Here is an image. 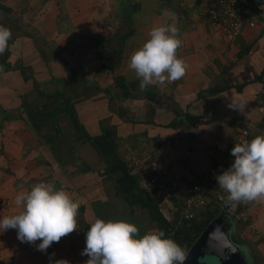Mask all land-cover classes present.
I'll return each instance as SVG.
<instances>
[{
	"label": "crops",
	"instance_id": "crops-1",
	"mask_svg": "<svg viewBox=\"0 0 264 264\" xmlns=\"http://www.w3.org/2000/svg\"><path fill=\"white\" fill-rule=\"evenodd\" d=\"M172 1H176L175 11L168 7ZM120 5H124V9ZM213 5L214 0H0V17L4 13L11 15L15 25L12 30L17 36L15 43L22 45L21 50L10 48L14 53L7 59L16 58V52L27 56L29 61L34 60V66L41 68L39 72L44 69L45 74L51 71L54 76H70L69 87H77L74 79L77 75L89 76V80H85L84 93H91L81 99L79 106L83 109L82 124L98 148L79 141L77 149L89 145L93 151L80 150L83 157H77L74 151L63 154L54 146L62 139L59 135L51 143V151L44 140L49 130L37 135L41 129L39 125L44 127L47 121L50 124L49 119L33 122L32 127L29 125L31 119L26 118L3 123L0 128V142H3L0 219L20 211L14 204L18 191L40 182H50L57 189H64L80 207L77 231L53 243L44 253L36 250L41 241L21 243L16 230L2 232L0 229V264H55L61 259L69 264H86L88 257L81 255L85 236L79 228H89L96 218L133 223L141 236L156 229L147 211L135 206L150 223L146 231L148 224H141L140 217L135 216L136 209H130L113 187L116 184L124 193L132 188L135 174L129 168L126 171L124 152H134L136 147L137 151L143 150L144 157L150 161L156 160L159 168L179 182L175 195L179 199L193 175L207 169L240 128L248 121L262 120L264 113L259 101L264 99V10L253 26H245L240 35L231 39L219 27L207 23L206 12ZM119 14L125 16L130 26L128 31L135 27L129 34L134 35L137 42L133 51L149 39L153 27L175 24L182 40L177 56L188 65L186 75L166 85L149 86L144 91L139 85L134 86L130 96L119 100L122 91L114 88L110 74L114 68L112 60L117 67L125 61L123 51L128 36L120 37L119 42L104 43V46L97 41L111 37L97 34L98 29L94 31L107 19L111 21L105 25L118 28L120 25H116L114 19L123 18ZM173 15L176 20L172 19ZM26 29L31 34L26 35ZM47 50H50L49 57ZM109 52L113 54L111 58ZM129 58L123 62L127 69L121 76L126 82L139 81L128 67ZM56 60L65 61L59 64ZM66 62H70L68 69ZM219 88L223 89L213 92ZM13 91L10 99L15 100L17 94ZM241 100L247 104L242 112L229 107L230 103L235 107ZM94 154L104 164L103 168L93 170L90 167L85 173L81 169H71L65 159L73 156L89 164ZM116 154L121 156L119 162L115 160ZM105 159L111 160L109 166ZM106 167L108 172L116 173H110L112 180L104 175ZM1 169L6 176L1 177ZM146 191L167 217L174 208L173 197L153 187ZM241 204L245 207L243 212L264 236V203ZM244 229L250 231L246 226Z\"/></svg>",
	"mask_w": 264,
	"mask_h": 264
},
{
	"label": "clouds",
	"instance_id": "clouds-1",
	"mask_svg": "<svg viewBox=\"0 0 264 264\" xmlns=\"http://www.w3.org/2000/svg\"><path fill=\"white\" fill-rule=\"evenodd\" d=\"M172 19L177 18L173 15ZM179 35L180 29L175 24L153 27L149 39L132 52L128 67L139 80L141 91L178 81L186 75L188 65L177 56L182 46ZM11 39V30L0 25V56L8 49ZM229 107L242 112L247 104L241 100L235 107L231 103ZM230 155L234 157L231 166L215 177L219 188L226 193L221 197L224 206L235 210L241 203H264V135L234 144ZM14 204L20 211L0 219V229L16 230L21 243L41 241L36 250L42 253L78 229L79 203L50 182L22 188ZM164 236L160 229L141 236L131 223L96 218L85 234L81 255L88 257L86 264H184L187 250ZM55 264L69 262L61 259Z\"/></svg>",
	"mask_w": 264,
	"mask_h": 264
},
{
	"label": "rangeland",
	"instance_id": "rangeland-1",
	"mask_svg": "<svg viewBox=\"0 0 264 264\" xmlns=\"http://www.w3.org/2000/svg\"><path fill=\"white\" fill-rule=\"evenodd\" d=\"M123 4L125 5V3H123ZM124 5L123 6L120 5L119 7L124 9ZM127 5H129V7H131L130 3ZM131 9H132V7H131ZM140 12H143L142 8L140 9ZM119 16H122V15L119 14ZM122 17L124 19L123 18H119L118 20H117V18L114 19L116 25H120L118 28L115 29V27H111L110 24H109V26L105 25V22H107L109 20L111 21V19H107V20H104V25L102 27L101 26L95 27L94 31H96V29H98L96 31L97 34L102 33L104 37H113L114 35L117 34V39H119V41H120V37L122 39V36H123L122 34L125 35V33L128 32V28H130L129 24L126 23L125 16L123 15ZM121 19H123V20H121ZM122 21H124V22H122ZM0 25H3L5 27L9 28L12 32V39L9 41V47L6 50V52L2 56H0V63L10 62V63H13V65H16L18 63H22L23 65H32L31 68L27 69L25 72L28 75L35 78L36 81L38 82L39 86L45 92L46 91L47 92H53L56 87H57L56 89H58V86H60L59 89L63 90L65 92V94L68 97H70L71 100L73 101L76 113H77V115H79V121L82 123L81 119H84L83 118V109L81 106H79V104L81 105V101H82L81 99H84L85 97H87L89 95V93H91V92H88V93L85 92L84 93V90H86L85 86L87 84L85 82V80H89V76L88 75H86V76L85 75L84 76L77 75L76 77H74L75 83L77 84V87H75V86L69 87L68 81L70 79V76H68L67 74H69L70 71L66 73L67 77L62 76V74H60V73H58V74H60L61 76L56 75L57 76L56 77V76H54V74L52 75L51 71H49L47 74H45L46 71H44V69L41 70V72H39V70L41 68L38 69L39 68L38 66H34L36 64V63H33L34 60L29 61L27 59V56L24 57V55L22 56V54L17 53V52H16V58H12V60L7 59L14 53L12 51H15L16 48L18 50H21L22 45L20 43L19 44L15 43V41L17 40L16 39L17 36H14L16 32L14 30H12L13 25H14V21L12 20L11 15L8 16L6 13H4V16L2 15V17H0ZM14 27H15V25H14ZM134 28H132V29H134ZM25 32H26V35L31 34L30 30H28V29H26ZM26 38L29 39L30 37L26 36ZM13 40H14V42H13ZM125 42H126L127 46H125V49L123 51V55H124L125 61H126V60H128V57L130 56L129 54L133 51L132 49L134 48V46L137 45V42L134 39V35H129L125 39ZM48 46H50V45H48ZM10 48L12 51H10ZM45 49H48V48L45 47ZM115 49H117V45L115 46ZM50 50H47L46 54H48V51H50ZM108 54H109L110 58L113 56L112 52H109ZM49 56L50 55L48 54V57ZM42 58H44V57H42ZM56 61L59 64H62V63H64L65 60L64 61L56 60ZM125 61H123V62H125ZM48 62H50V61H48ZM123 62H120V66L117 67L116 61L112 60V66L114 67L113 68V74L114 75L110 74L111 80H113L114 76L121 75L122 72L127 69L125 63H123ZM66 63H68V62H66ZM69 65H70V62L66 66L67 69H68ZM51 76H54L55 78L58 79L57 80L59 82L58 86L56 84H54L55 83L54 79L51 80V78H50ZM51 81H53V83H51ZM112 84L114 85V83H112ZM21 86H22L21 85V78H20V75L18 72H4L0 68V109L7 110L8 112H14L16 114L21 113L20 109L13 108L11 106V104L9 103V102H11V103L14 102L13 98L10 99V95H11V91L16 89L17 93H21V95L24 96V103L26 106L27 115L23 114V116H24V118L31 119L30 124L28 123L30 126H31V123H33V122H34L33 124L38 123V121L40 119H49L50 121L57 123L52 128L49 124V121H47V123H45V126L48 128H46L45 126L42 127L41 125H39V127H41V129H39V131L37 133L38 136L43 135L41 133H46L48 130H49L50 134H53L54 132H58L61 135L62 139L59 140V142H57L54 146L56 147V149L58 151H61L63 154H65V152H68V151L70 154L71 151H74V153L76 154L77 157H83L84 156L83 153H82V155L79 153L80 150L82 152H86L85 149L92 150L89 145H85L84 146L85 148H82V149L80 148V150L76 148V145L78 144L76 142H79V141L75 140V136L81 137V135L75 134V131L73 130V128L71 127V124L69 123L68 115H67L66 111L62 107L58 106L57 101L46 102L45 99L38 97L36 91L31 86L30 81L25 83V85H24L25 88H23ZM93 89H95V87H93ZM16 92L14 94H17ZM93 93H95V92H93ZM82 94H83V97H82ZM119 100L122 101L123 100L122 97H120ZM16 102H18V100H16ZM8 103H9V105H7ZM15 107H16V105H15ZM32 120H34V121H32ZM71 142H74V143H71ZM69 143H71V144L69 145ZM2 144H3V142L1 141L0 142V153H2V146H3ZM129 150H132V149H129ZM132 153H133V150L131 152H129L128 154H126L124 152L123 157H125V159H126V160L124 159V162L126 161L127 165L129 162L128 159L130 157V154H132ZM91 157H92V161L90 160L89 164L86 163L85 160H82V161L79 160L78 161L75 158H73V156L69 157V158L65 157V159L69 163V167L71 169H73L74 171H76L77 169H81L82 167H84V165H88L89 167H92L93 170L102 169L104 164L100 162L99 158L95 154L92 155ZM143 159L146 162H155L157 165H159L156 160L150 161V159L148 157L147 158L143 157ZM1 172H2L1 177L7 175L5 172L2 171V169H1ZM110 173L113 175H116V173L113 172V170L110 171ZM130 209H132V210L136 209L135 210L136 211L135 216L140 217V222L143 225V223L146 222L145 221L146 216H144V214L141 212V210L139 208L133 207ZM141 218H143L144 220H142ZM147 222H148V220H147ZM147 222H146V224H148V225L145 226L146 231H148L150 229V223L149 222L147 223ZM131 224H133V223H131ZM255 227L256 228H254L253 232H252V230L246 231V229H242V227H241L240 229L238 228V230H236L237 235L235 232H233V234H235L236 237L239 239L238 241H239V244L241 245V246L240 245L239 246L244 251L245 255L247 256V258L250 262V264L251 263L252 264H264V236H263V231L262 230L258 231L257 226H255ZM231 234H232V232H231ZM198 260L204 261V262H206V264H216V261L214 260V258H209V256H207V255L206 256H201V255L198 256Z\"/></svg>",
	"mask_w": 264,
	"mask_h": 264
},
{
	"label": "trees",
	"instance_id": "trees-1",
	"mask_svg": "<svg viewBox=\"0 0 264 264\" xmlns=\"http://www.w3.org/2000/svg\"><path fill=\"white\" fill-rule=\"evenodd\" d=\"M131 33H132V29H130L128 31V33L123 35V38H125L126 36H129V34H131ZM116 41H119V39H117V34L114 35L113 37H111L110 39H100L99 41H97V43H98V45L102 43V45L105 46L104 43L110 44L112 42L115 43ZM0 66H2L1 69L4 72H18L20 75V78H21V85H25V83L30 81V84L33 87V89L36 91L37 96L45 99L46 102L57 101L58 106L62 107L66 111V113L68 115L69 123L71 124V127L75 131V134L81 135V137L75 136V140L80 141L81 143H88L92 147H94L96 150H98V148L94 144V141L92 140L91 136L86 132L83 124L79 121V118H78V115L76 113L73 101L71 100L70 97H68L65 94V92L63 90L59 89L60 86H58L59 82L57 81L58 80L57 78H55L54 76L50 77L51 80H53V79L55 80L54 84H56L58 86V89H56L57 88L56 87L53 92H47V91L45 92L39 86L36 79L33 78L32 76L28 75L25 72L27 69H30L32 65H23L22 63H18L16 65H13V63H10V62H2V63H0ZM51 83H53V81H51ZM113 83H114V85H113L114 88L122 91V99L130 96V89L133 88L134 86L139 85V81L126 82L125 77H123L121 75L114 76ZM222 89L223 88H219L213 92H219ZM14 92H16L15 89H14ZM16 100H18V102H16ZM15 105H16V107H15ZM11 106L13 108L20 109L21 113L16 114L14 112H8L7 110L0 109V128L3 126V123L5 121H11V120H16V119H25L23 114L27 115V112H26L27 110H26V106L24 103V96L21 95V93L20 94L17 93V97ZM26 119H28V118H26ZM193 120H195V118H193ZM56 124H57L56 122H51L50 123L51 128L54 127ZM254 124H255V129H254V132L250 135L251 140L253 138H255V136H257V135H264V116L260 122H255ZM238 131L234 134V138L228 144V146L224 149V151L221 155H223L225 153V151L229 148L231 143L235 140V138L238 134ZM59 135L60 134L58 132H54L53 134H48V136H46V138L44 139L45 143L47 144V146L49 147V149L51 151H53L52 147H51V143H53ZM114 148H116V145H114ZM133 149L135 151H137L136 147H134ZM114 151H115V149H114ZM138 151H139V149H138ZM142 151L140 150L139 152L141 154L140 157L143 158L144 155H143ZM221 155H219L218 157H220ZM114 157H115L116 162H119L121 160V156L118 154H116ZM218 157H216L212 161V163L210 164V166L207 169H205L203 171H199L197 173L207 171L216 162V159ZM105 160H106L107 165L109 166L111 164V160H109V159H105ZM230 166L231 165H228L225 168V170H227ZM107 168L108 167H106L104 170V175L106 177H108L110 180H112V176L110 175V172H108ZM125 169L128 172V166H127L126 162H125ZM90 170L91 169L88 165H84V167L81 168V172H84V173L89 172ZM191 184H192V181L189 184L188 188L191 186ZM113 187L115 188L117 194L122 196V198L125 200V202L128 204V206L130 208L137 206V207L147 211L148 216H149V220L154 224L156 229H160V230L164 231V233H165L164 238H166V236L168 235V228L173 223V216L171 215V213H169V215L167 217L165 215H163V213L160 211L156 201L150 196V194L146 191L145 188L140 186L137 175L133 176L132 188L129 191H127L126 193H124L116 184H113ZM221 190H222L223 196H226V193L224 192V190L223 189H221ZM172 201L174 203V207H178L179 199L178 198L176 199L175 197H173ZM227 208L228 207L224 206V204L222 202L219 203L216 201L215 198H212V196H210L208 201L204 205V207L195 213V215L198 217V220H195V219L190 220V225H189L188 229H182V230L175 231V233L173 235L175 242L178 243L179 245H181L183 248H185L188 252L190 247L193 245V243L199 237V235L202 233V231L209 225V223H211L217 217H222L223 219L230 221L233 224L234 231L236 230L235 228L237 226H239V227L241 226L242 229H244L245 226L247 227V225L252 222L250 220V218L248 217V215L243 212L245 209L244 205L239 204L235 208V210H233L232 215H230L227 212ZM240 214L243 215L244 217H247L246 222L242 221ZM80 227L85 229V230H88V228H86V227H83V226H80ZM248 229H250V228H248ZM237 230H238V228H237ZM236 235H237V233H236ZM236 235L232 233L230 235V239L232 240L233 243L239 245V241H238L239 239L236 237Z\"/></svg>",
	"mask_w": 264,
	"mask_h": 264
},
{
	"label": "built area",
	"instance_id": "built-area-1",
	"mask_svg": "<svg viewBox=\"0 0 264 264\" xmlns=\"http://www.w3.org/2000/svg\"><path fill=\"white\" fill-rule=\"evenodd\" d=\"M263 10L264 0H214V5L206 12V21L211 26L219 27L226 37L232 39L240 35L245 26H253L256 19L262 16ZM259 105L264 113V99L259 101ZM254 129V122H247L238 131L235 140L225 153L218 157L207 171L193 175L192 184L182 193L178 207H174L170 212L173 216V223L168 228L166 238L175 241L173 238L175 231L188 229L190 220H198L195 213L204 207L210 196L217 202H222V190L218 187L215 177L222 174L225 168L233 163L234 157L230 155V152L234 144L243 143L245 140L251 141L250 135ZM140 156L139 151H134L130 154L127 165L134 172L133 174L137 175L140 185L145 189L156 188L170 198L175 197L179 182L167 175L155 162H146ZM227 212L232 215L231 207L227 208ZM240 217L243 222L247 221V217L241 214ZM247 227L255 228L252 222ZM79 231L84 236L87 232L81 227Z\"/></svg>",
	"mask_w": 264,
	"mask_h": 264
},
{
	"label": "water",
	"instance_id": "water-1",
	"mask_svg": "<svg viewBox=\"0 0 264 264\" xmlns=\"http://www.w3.org/2000/svg\"><path fill=\"white\" fill-rule=\"evenodd\" d=\"M168 7L175 11L176 1H172ZM231 232H234V227L230 221L222 217L215 218L190 247L184 264H206L198 260L200 255L214 258L216 264H250L241 245L230 239Z\"/></svg>",
	"mask_w": 264,
	"mask_h": 264
}]
</instances>
